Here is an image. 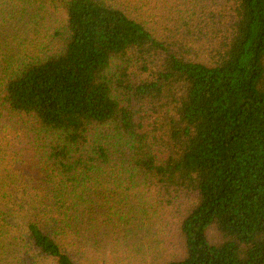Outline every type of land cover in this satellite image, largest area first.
I'll use <instances>...</instances> for the list:
<instances>
[{"label":"trees","instance_id":"trees-1","mask_svg":"<svg viewBox=\"0 0 264 264\" xmlns=\"http://www.w3.org/2000/svg\"><path fill=\"white\" fill-rule=\"evenodd\" d=\"M0 264H264V0H0Z\"/></svg>","mask_w":264,"mask_h":264},{"label":"rangeland","instance_id":"rangeland-1","mask_svg":"<svg viewBox=\"0 0 264 264\" xmlns=\"http://www.w3.org/2000/svg\"><path fill=\"white\" fill-rule=\"evenodd\" d=\"M211 233H214V231L212 230Z\"/></svg>","mask_w":264,"mask_h":264}]
</instances>
